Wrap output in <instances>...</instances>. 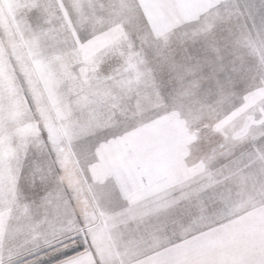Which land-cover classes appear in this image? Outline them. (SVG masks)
<instances>
[{
    "label": "snow or ice",
    "instance_id": "6c2138e0",
    "mask_svg": "<svg viewBox=\"0 0 264 264\" xmlns=\"http://www.w3.org/2000/svg\"><path fill=\"white\" fill-rule=\"evenodd\" d=\"M0 264H264V0H0Z\"/></svg>",
    "mask_w": 264,
    "mask_h": 264
}]
</instances>
